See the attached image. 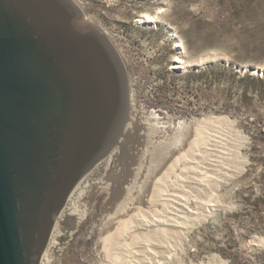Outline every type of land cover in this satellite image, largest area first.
Instances as JSON below:
<instances>
[{
	"label": "rangeland",
	"instance_id": "1",
	"mask_svg": "<svg viewBox=\"0 0 264 264\" xmlns=\"http://www.w3.org/2000/svg\"><path fill=\"white\" fill-rule=\"evenodd\" d=\"M73 1L120 53L130 107L111 151L78 181L85 196L77 199L84 210L76 229L59 239L47 261L41 259L44 250L60 237L50 233L38 264H123L116 257L121 238L114 246L108 243L107 251V232L115 229L119 214L137 211L153 163L163 167L171 145V150L186 148L187 131L196 125L206 136L197 155L188 152L178 168L206 183L178 190L196 201L190 213L206 215L189 229L182 224L144 238L153 253L140 240L121 251H128L134 264H264V72L256 70L264 69V0ZM158 11L161 22L141 20V14ZM177 55L188 65L177 63ZM203 57L210 60L202 63ZM114 151L127 157L109 164ZM174 212L181 220L179 210ZM159 252L167 256L162 259Z\"/></svg>",
	"mask_w": 264,
	"mask_h": 264
},
{
	"label": "water",
	"instance_id": "2",
	"mask_svg": "<svg viewBox=\"0 0 264 264\" xmlns=\"http://www.w3.org/2000/svg\"><path fill=\"white\" fill-rule=\"evenodd\" d=\"M129 107L120 53L73 0H0V264L39 263Z\"/></svg>",
	"mask_w": 264,
	"mask_h": 264
},
{
	"label": "bare ground",
	"instance_id": "3",
	"mask_svg": "<svg viewBox=\"0 0 264 264\" xmlns=\"http://www.w3.org/2000/svg\"><path fill=\"white\" fill-rule=\"evenodd\" d=\"M86 16L91 21V23L93 25L99 27L98 24H96L94 21H92V19H90L88 17V15H86ZM141 20L157 24V23L162 21L161 11H158L157 13L147 12V13L141 14ZM178 42H179L178 46H180L181 48H184L183 40L179 39ZM174 60L177 63L182 64V66L183 65L186 66L189 63V62H187V60H185V58L182 55H177ZM209 60L210 59H207V57H203L202 63L209 61ZM196 124H198V123H196ZM200 126L202 127V125H200ZM200 126L196 125L193 128L189 129V131H187L188 139L184 143L187 146L186 148L182 147V149H179V150H177V149L171 150V146H172L171 143L169 144L171 146H169V145H168L169 147L167 146L169 149L167 152L168 158L166 159V161H163L164 166L158 167L157 162L153 163V165L151 167V169L153 168L151 171L152 172L151 177H153V178L146 181V183L143 185L142 189L144 192L138 196V198H141L140 199L141 202L138 201L136 203V205L133 204L137 208V211H135L134 213L133 212H123L122 214H119L116 217L117 221L115 223L116 224L115 229L113 228L114 230H109V233L107 232L108 235L105 237L106 243L104 242L105 243L104 246L106 248L108 246V243L113 244L114 239L121 238L120 240H121L122 244H121V246L119 245L120 246L119 252L121 254H118L116 256V254L114 253L113 255L116 256L117 259H119L120 261L122 260L123 264H134L133 263L134 261L132 262L130 259H128V257H130V255L128 254V251H125V253L124 252L122 253L121 250H127V249L122 247L123 245H125L128 248L130 246L131 241L140 240L141 246H144L147 251L153 253L154 251H153V249H150V247L148 245L149 243H146L145 241L142 242L144 240V238L149 239V238H152L155 235V233H158V235H160V234H162L161 232H166V233L168 232V231H164V230L175 231V227H179L182 224H183V228L189 229L193 224H195L200 219L201 216L206 215L207 211H204L203 213H200V211H198L199 214L190 213L191 209L189 208V205H191V207H192V205L197 204L196 201L194 202L191 199V194L188 193L185 189H181V191L178 190V189H180L179 187H183L184 185L186 186L190 183H192L196 187H199L202 184L204 185V183L202 181H205V183H206V180L203 179L200 175H195V174L192 175L191 173H185L183 169L178 168V166H182V165H180L182 159L190 158V155H187L188 152H190L192 155H197L196 150L197 149L199 150L201 141L206 136L203 134L204 130ZM134 127H136V126L134 125ZM131 128H132V125H130L128 128H126L125 131H128V132L123 133L124 137H126V138L129 137L128 136L129 132L130 131L132 132ZM184 136H185V134H184ZM202 136H203V138H202ZM183 139H185V138H182V141H184ZM128 140L129 139H127V141ZM120 142L122 144L123 143L126 144L125 140L123 141V139ZM167 147H163L164 148V150L162 149L164 151L163 155L160 156V154H162V152H159L158 156L160 159L158 160V162H160V160H162V157L166 153ZM120 154L119 153L117 154V152H115V151L113 153H111L109 164L115 162L117 159H119L121 161L122 159H125L127 157V155H125L124 152H122L121 155ZM132 154L133 153H131L130 155L132 156ZM133 159H135V158H133ZM118 163H120V162H118ZM120 165H122V164H119V166ZM126 170H127V168H126ZM175 171H177L178 174ZM122 174H124V173H122ZM126 174H127V172H126ZM116 176H117V174H116ZM197 178H200V179H197ZM116 180H117V178H116ZM119 180H120V178H119ZM80 183L81 182H78L77 185L74 186V191H71V193H69V195H68L67 202L69 199H72V202L69 203V206H66L67 202H65V204L63 206L64 208L61 209L55 217L54 224H53V231L51 232V235H55L54 233L56 232L57 234H60V237L59 238L58 237L53 238V240L51 241V242H53L52 243L53 247H51V248L48 247L44 250V253L41 257L42 260L45 258L47 261L50 260V252L52 251L53 248L56 249V246L59 243V239L65 240L66 238H69L72 234V231L74 229H76L78 222L81 220V218L83 216V210H84L83 203H77V199L79 197L85 196V190L80 189V188H83L82 186H80ZM197 183H200L201 185H198ZM214 186H216V185H214ZM78 189H80V190L78 191ZM75 191H77V192H75ZM119 191H120V189H119ZM120 193H121V191H120ZM171 196H175L174 198H176V199H174V198L171 199L170 198ZM117 197H119V196H117ZM169 200H171L173 203L172 202L170 203ZM162 203L165 204V208H163V209L160 208ZM204 205H202L203 210H205V208L207 209V205H205L206 207H204ZM210 205H212V204H210ZM175 210H179L180 219L182 218L181 220H178L175 218V216L178 215V214H175L176 213V212H174ZM131 211H133V210H131ZM187 214H188V216H187ZM111 223L113 224L114 222H112V220H111ZM114 244H113V246H114ZM152 245H155V243ZM107 251H108V248H107ZM122 254H124L125 257ZM166 254L167 253L164 252V253H160L159 255L163 259L164 257L167 256ZM113 258H115V257H113ZM113 258H112V260H114ZM159 259H160V257H159ZM116 263H117V261H116ZM113 264H114V262H113ZM143 264H148V263L143 262Z\"/></svg>",
	"mask_w": 264,
	"mask_h": 264
}]
</instances>
